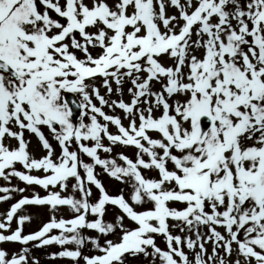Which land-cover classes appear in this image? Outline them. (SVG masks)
I'll return each mask as SVG.
<instances>
[{"label": "rangeland", "instance_id": "rangeland-1", "mask_svg": "<svg viewBox=\"0 0 264 264\" xmlns=\"http://www.w3.org/2000/svg\"><path fill=\"white\" fill-rule=\"evenodd\" d=\"M143 1L0 0V58L19 74L0 69V100L18 98L21 112L0 119V264H264V0H229L227 9L248 8L236 21L223 19L220 0H155L148 26L159 42L177 37L205 4L219 6L220 21L203 39L194 27L148 75L138 61L135 72L114 67L80 81V69L122 32L132 35ZM48 71L56 76L45 79ZM141 77L146 97L179 85L174 103L132 106ZM77 80L82 110L74 117L65 92ZM89 109L113 121L103 124ZM192 111L201 118L198 135L185 116ZM206 114L222 119L220 130L203 135L212 122ZM151 124H164L169 145L155 133L137 138ZM64 165L71 175L54 182ZM94 181L116 200H105ZM156 211L155 221L145 219ZM192 213L205 225L197 232ZM35 231L37 238L24 237ZM124 242L132 247L107 257Z\"/></svg>", "mask_w": 264, "mask_h": 264}, {"label": "bare ground", "instance_id": "bare-ground-1", "mask_svg": "<svg viewBox=\"0 0 264 264\" xmlns=\"http://www.w3.org/2000/svg\"><path fill=\"white\" fill-rule=\"evenodd\" d=\"M187 1H191V2H193V1H195V0H186V2ZM228 3H230V1L229 0H222V8L223 9H225V13H224V20H226V21H236L239 17H241V16H243V15H245L246 14V12L248 11V8H245V9H242V10H239V12L237 13V11H235V9L233 8V7H229L228 9L226 8V5H228ZM203 12L205 13H207V12H209V10L208 9H203ZM220 13H221V11L219 12V13H217V12H213V13H211L210 14V16L208 17V19H206V21H205V26H203L202 28H201V31H200V36H201V39H203L204 38V36L207 34V31H208V29L211 27V25L214 23V22H219L220 21ZM200 22H203V21H200ZM224 21H222V22H220V23H223ZM142 26V24L141 23H138V21L137 20H134V22H133V24H132V29L134 30V32L135 33H140L142 30H143V27H141ZM176 30V29H175ZM174 30V31H175ZM1 32V31H0ZM31 42H32V47H34L35 48V46L37 45L36 43H35V41H34V39L32 38V40H31ZM211 43L214 45V47L216 48V49H218L219 48V45H218V43L216 42V39L214 38V37H212L211 38ZM132 48V46H130L128 49H131ZM39 53H41V54H43V55H48L49 53H51V51L49 50V49H46L45 51L44 50H40L39 51ZM107 55H108V53H106V52H104V56L105 57H107ZM165 55V54H164ZM163 57H167V55H165V56H163ZM177 58V55H173L172 56V59H176ZM149 67H148V69L146 70V74L148 75V74H150V73H152V66L151 65H148ZM197 66V64L195 63V62H193L192 64H191V69H192V71L195 69V67ZM213 68H215L214 70H213V72H217V70L219 69V67L218 66H216V67H213ZM122 70L124 71V69L122 68ZM131 71V70H130ZM129 71V72H130ZM145 71V70H144ZM152 77H155V75H152ZM45 79H47L46 77H44ZM44 79V80H45ZM143 77H141L139 80H140V83H138L137 84V87L140 89L139 90V94L140 95H137V96H135L134 98H131V101H132V106H134V105H137L138 103H140V102H142V101H148V102H150V101H153V100H155V98L153 97V96H148V97H146L147 96V94H148V91H149V87H148V85L146 84V83H143ZM73 92H75V93H78V94H81V92H80V90L78 89V84L73 88ZM230 94H231V96H234L235 95V88L233 89V88H231V90H230ZM157 98H156V104L159 106V104L162 106L163 105V102H164V100L166 99V98H170V99H172L173 98V93H171V92H168L166 89H165V87H162V89H160V90H158L157 91ZM19 101V99L18 98H16V99H14V100H12L11 98H9V96H8V98H7V102L3 105L4 106V118L5 117H7L8 116V119L7 120H10V119H16V118H18V117H20V115H21V112H16L15 111V104L17 103ZM156 104H153V105H156ZM100 105H101V103H100ZM59 107L61 108L60 110H61V113L64 115L65 114V112L63 111V108H62V106L61 105H59ZM93 113V111L92 110H90L89 109V111H88V114H92ZM195 112H193L192 111V113H189V114H186L185 116H186V118H188L187 120H189L191 123H193V126H192V128L194 127V126H196V128H195V132L197 133V135L198 134H200V131H201V126H200V122H199V119L198 118H196L195 117V114H194ZM97 118L100 120V116L99 115H97ZM227 119H229L228 117H226ZM221 125H222V119L221 118H219V117H216V116H212V122L208 125V126H206L205 127V129H203V135L205 134V135H207L208 134V132L212 129V128H217V129H221ZM28 133L26 134V138L28 139V140H31L32 142L33 141H35V142H37V139L36 138H34V134L32 133V132H30V131H27ZM201 140V136H199V139H197L196 141H200ZM158 141H159V143H160V145H162V144H168L169 143V141L167 140V139H165V138H163V137H158ZM35 145H37L36 143H34ZM194 215L195 214H192L191 216L192 217H194ZM146 219L147 220H153V217L151 216V217H149V216H147L146 217ZM193 220V224L191 225L192 226V228H193V230L195 231V232H197V231H199V229L201 228V227H204L205 225L202 223V222H200L199 221V219L196 217V218H194V219H192ZM224 235L226 236V238H228L227 237V235L229 236V234L226 232V233H224ZM195 239L197 240L198 239V236L196 235V237H195ZM195 250V249H194Z\"/></svg>", "mask_w": 264, "mask_h": 264}]
</instances>
